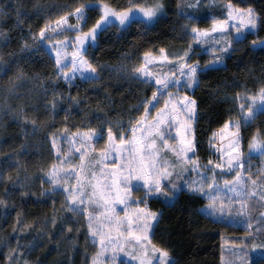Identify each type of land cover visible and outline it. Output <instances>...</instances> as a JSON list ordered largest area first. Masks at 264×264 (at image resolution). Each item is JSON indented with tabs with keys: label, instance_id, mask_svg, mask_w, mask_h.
<instances>
[{
	"label": "trees",
	"instance_id": "obj_1",
	"mask_svg": "<svg viewBox=\"0 0 264 264\" xmlns=\"http://www.w3.org/2000/svg\"><path fill=\"white\" fill-rule=\"evenodd\" d=\"M98 1L0 0L3 9L0 31L5 33L0 37V57L8 64V70L0 73V264H92L94 259L96 264H112L106 259L110 251L102 252L99 236L93 238L88 231V218L68 207L63 190L48 195L40 193L52 188L47 172L53 163L62 164L65 170L74 165L71 171H81V155L86 158L104 146L107 121L112 122L114 132L125 131L131 126L130 120L134 123L143 115V105L134 106L142 98L151 97L156 84L143 77L134 78L133 68L145 66L151 57L166 56L162 60L168 75L179 70L170 65L177 60L187 64L198 62L199 69H203L197 72L198 82L191 95L196 100L197 111L194 152L202 169L210 160L213 166L221 162L220 129L225 120L239 119L237 105L248 102L233 97L237 93L256 94L264 86V46L258 44L264 39V0H213L218 3H212L208 10L189 6L191 0H162L166 3L164 12L152 24L133 23L122 28L113 25L88 44L83 55L96 67L98 79L64 83L61 77H56L55 62L45 44L72 33H60L44 41L32 40V33H39L46 23L52 24L60 16L71 14L80 5ZM105 2L117 9L129 6V0ZM132 3L148 5L153 0H132ZM215 4L252 8L258 16L255 32L244 31L238 41L233 37L227 49L191 51L190 44L197 39L193 27L200 30L210 24ZM84 9L95 17L94 7ZM252 41H256L255 45ZM25 42L29 45L26 49ZM226 50L229 52L223 54ZM145 53L149 54L147 59ZM216 55H221L219 61L210 63ZM18 68L26 76L17 81L21 86L15 92H9V78L15 77ZM53 95L59 97L56 108H45L44 104ZM162 100L163 94L159 93L158 102L149 108V119L163 106ZM117 121L122 124L119 129ZM102 122L105 131L102 137L93 135L85 143L81 136L73 135L89 129L99 132ZM257 130L264 137V111L248 126L240 127L243 142L249 143ZM214 132L216 138L210 140ZM81 147L84 153L79 152ZM248 158L249 175L254 179L264 175L260 171L264 169V155ZM220 172L217 169V182L223 186L229 175L221 176ZM194 178L199 179L196 173L189 172L184 181ZM64 179L74 183L76 178L70 175ZM148 203V206L108 210H92L87 202L84 206L90 214H102L93 218L94 226L97 219L108 224V218L112 217L113 238L116 218H122L120 231L125 235L120 243L124 245L131 238L127 235L128 218L137 221L140 215L137 209L161 213L149 229V239L168 251L172 264H221L226 241L242 235L250 236L251 240L264 238L263 220L258 219L264 210L262 203L256 201L252 202L250 221L236 217L234 211L209 214L205 206L210 201L202 194L188 191L178 192L172 201L154 197ZM98 252L101 255L97 256ZM124 260L127 259L120 252L115 264ZM249 264H264V254L255 255Z\"/></svg>",
	"mask_w": 264,
	"mask_h": 264
},
{
	"label": "snow or ice",
	"instance_id": "obj_2",
	"mask_svg": "<svg viewBox=\"0 0 264 264\" xmlns=\"http://www.w3.org/2000/svg\"><path fill=\"white\" fill-rule=\"evenodd\" d=\"M97 7L100 8L101 14L99 18L96 19L95 23L87 29V31H77L76 37L74 38L75 50L71 53V67H68V61L65 57L68 56L67 51L62 47V41H55L52 51L55 52V66H56V77H63L64 79H69L70 77L79 73L81 79L84 80H96L99 78L96 67L83 55V51L80 46H84L83 50H86L85 40L91 38L95 40L96 35L99 31L103 30L109 24L118 21L120 26H130L133 23L146 24L150 23L154 17L157 16L158 12L163 10V5L156 0L154 4H139L132 3L129 0V6L123 8H115L111 4L106 3L105 0H100L99 4L91 5H80L75 9V15L79 20L81 17L84 18L86 22L87 17L84 15L85 7ZM178 5V10H179ZM231 8V5H229ZM0 15H3V9H0ZM19 12L17 10V16ZM67 13L60 16L56 21V29H61L62 24L67 23ZM181 15H187V13L181 12ZM242 18L240 20L239 28H244L245 25L255 28L257 25V13L252 8L246 10V12L241 14ZM246 16V19L243 18ZM229 17L235 19L232 16V11H229ZM19 23V21H18ZM214 31L216 28H226L228 27V22L225 20L212 21ZM235 26V25H233ZM51 28L50 23H46L43 27L39 29L38 36L36 33H32L33 40L46 35V29ZM77 26H73L69 30H76ZM239 28L237 29L236 39L237 41L241 38L239 33ZM31 31V29H29ZM209 30H198L193 27V35L199 38L201 35H206ZM53 34H59L55 32ZM5 33L0 31V37H3ZM70 39L69 37H64V41ZM42 43V42H41ZM49 41V44H52ZM256 41H252L255 45ZM264 43V41H262ZM26 49L29 47L27 42L23 44ZM160 52L163 53L164 49L161 48ZM148 53L144 54L145 59L148 57ZM184 55H188L187 51ZM160 59L166 60V56H161ZM219 57H216L212 62L215 64L219 61ZM176 65H178L180 76H171L168 81L157 79L155 81L156 90L152 92L151 97H144L141 99L140 103L134 107L139 108L141 105L145 108V112L149 111V106L158 102V92L162 94L163 91H167L173 86H178L183 83L185 87H192L194 82H198L197 72L202 71L199 69L198 62L192 64H187L181 60H177ZM8 70V64L6 61L0 57V73L6 72ZM132 75L134 78H141L142 76L150 77L152 74L144 71V65H140L137 68L132 69ZM26 74L22 69H17L15 77L9 78V92H15V89L21 86L17 81H22ZM46 91V90H45ZM175 93H169V98L165 101V107L163 109L157 110V115L153 118L151 122L147 121V117L137 118L133 123L130 120L131 131L133 136L128 140H125L126 133L124 131L117 130L113 131L112 122L107 121L108 127L106 129L107 142L105 148L100 150L102 156H106L113 148L116 149L117 154L121 152V149L128 151V159L121 164V170L119 173L113 171L111 172V183L107 180L103 184L94 183L93 179L96 177L95 172H84V155L80 157V169L81 171H71L75 168L74 165H69V169L65 170L63 165H57L53 163L47 172L48 182L52 185L49 190H42L40 195H48L49 192H56L63 190L65 193V202L68 207L74 212H81L82 215L88 218L87 228L90 233H92L93 238L99 236L100 247L102 252H109L110 255L106 259L110 260L112 264L115 261L120 252L124 251L125 245L120 243V238L125 235L124 232L120 231V225L123 223V219L116 218L115 226V238H113V227L111 226L112 217L108 218V224H104L103 220L97 219L95 226L93 225V218L100 217L102 214L99 212L89 213L88 209L84 206L85 203H91L96 206L99 201H104V208L108 210L111 207L109 203V198L115 196L113 201L118 200L121 204L125 203L124 197L130 194V189L126 185L132 183L135 178L136 181H143V188L146 195H154L156 198L163 197L165 200H169L176 196L180 191H188L189 194H202L204 195L210 203L205 206L209 214H215L219 212L223 214L224 212L235 213L236 217L242 220L250 221L252 218V208L253 201L257 203H264V175L259 176L254 179L250 172V166H246L245 157L240 149V134L239 129L241 126H248L257 114L264 111V86L260 87L256 94L245 93L241 95L237 93L233 99L236 101L247 100V104L239 103L237 105L239 111V119L229 118L225 120L223 128L234 127L236 130L232 133L231 140L229 142V153L225 162H217L213 166L210 160L207 164L203 165V169H208L209 171H204L197 158L195 157L196 141L194 131L191 127V119L194 116L196 101L190 97H183V104H180L179 108H176V104L179 100L172 101V97ZM58 95H53L52 98L44 104L45 108L51 107L55 109L58 103ZM74 101L75 97L72 98ZM172 104V112L175 115L170 116L165 119V115L168 114V105ZM22 112L23 109H20ZM183 113V114H181ZM27 119V117H24ZM35 124V121H32ZM118 129L122 127L120 121L116 122ZM164 124H168V128L161 131ZM145 129L141 131L140 136H136L135 132L137 128L142 127ZM175 128V136L173 140L175 143L170 144L167 139H164L166 135L169 134L172 128ZM105 134L103 122L100 125V131L97 132L96 129H89L84 133H74V136H81L85 143H87L93 135L102 137ZM118 138V139H117ZM157 138H159L160 143H157ZM216 138V133L214 132L210 140ZM55 141H53V147H55ZM163 148V151L161 150ZM249 155L253 152H259L264 155V137L261 136L260 131L254 132L248 143ZM57 152L60 151L59 148L56 149ZM85 149L81 147L79 149L80 153H84ZM166 153H171L172 158H166ZM187 164L190 167H180L177 165ZM225 168L229 169V174L232 175L231 180H224L223 186L217 182V169L221 170L220 175L223 176V170ZM264 171V169L260 170ZM189 172L196 173L199 179H192L191 181H182L181 183H169L168 179L173 176L180 177L181 174H187ZM70 175H75V182L70 183L68 180L64 179ZM101 176H103V170L101 171ZM167 185L171 191H168L163 184ZM125 185L124 187H121ZM132 186H139L133 184ZM223 193V195L221 194ZM145 197H140L139 200H143ZM140 213L137 221H133L129 216L127 225V235L129 237H134L135 241H147L151 244L149 239V229L154 227V222L158 221L161 213L150 212L147 208L137 209ZM258 219L264 220V212H261ZM53 223H55V218H53ZM107 229L105 231L104 229ZM70 230V229H69ZM250 237H245L243 239H249ZM143 251L136 257L139 260V264H172L169 259V253L166 249L151 244V253L157 254L155 256L149 254L148 245H141ZM255 249V246H254ZM240 251H246V249L241 248ZM101 255L100 252L96 254ZM131 255V253H129ZM239 260L240 257L238 256ZM27 264V262H25ZM92 264H96L95 259ZM122 264H128L127 260L122 261Z\"/></svg>",
	"mask_w": 264,
	"mask_h": 264
},
{
	"label": "rangeland",
	"instance_id": "obj_3",
	"mask_svg": "<svg viewBox=\"0 0 264 264\" xmlns=\"http://www.w3.org/2000/svg\"><path fill=\"white\" fill-rule=\"evenodd\" d=\"M156 2V0H153L154 4ZM159 2L163 5V10L161 12L157 13V16L153 18V20L149 23L152 24L155 19L164 12V8L166 7V3L164 4V2L162 0H159ZM100 1L95 2L94 4H99ZM212 3H218L215 2L213 0H191L188 5L193 7V8H200L202 10H208V8H210L211 5H213ZM229 5L231 4H227L225 6L220 5V4H215V11H214V16L212 17V19L210 20V24L207 27H203L200 30H209L207 32L206 35H201L199 38L196 39L195 42H193L192 44H190V50H194L195 48L197 49H201V50H206V51H213L215 49H227L230 47V44H232V40L233 37H236V33H237V29L239 28L240 25V20L242 18L241 14L246 12L247 9L249 8H237L233 5H231V8H229ZM96 9V13H93L92 16L95 17H91L89 14V11L86 9H84V15L87 17L86 22L84 21V18L81 17L79 20L77 19L76 15H75V11L72 12L71 14L67 15V23L66 24H62L61 25V29H56L55 25H56V21L55 20L52 24H51V28L46 29V35L44 37H40L36 40L38 41H44V38L48 37V38H53L55 37V35L57 34H53L54 31L60 33H66V32H71V35H66V37H69L70 39H68L67 41H64V38L59 39V41H62V47L64 48L65 51H67L68 56L65 57V59L68 61V67H71V53L75 50L74 47V38L76 37L77 31H87V29L89 27H91V25L93 23H95L96 19L99 18V15L101 14V10L100 8L94 7ZM229 11H232V16L235 17V19H232L231 17H229ZM243 18L246 19V16H244ZM216 19V20H225L228 22V27L220 29V28H216L214 31H211V29H213V24L212 21ZM78 28H76V30H69L70 28H72L73 26H77ZM118 26L120 28H122L123 26H120L118 21L112 24H109L107 27H105L103 30H108L111 28V26ZM235 25V26H233ZM256 28V27H255ZM255 28H251L248 25H245L244 28H239V33H240V37L243 36L244 31H249V32H255ZM103 30L99 31L98 34L96 35V37L100 34V32H102ZM38 36V33H37ZM95 37V40H96ZM257 38V37H256ZM31 39L33 40L32 36ZM95 40H92L91 38H88L85 40V45L88 46V44L90 42H94ZM57 41V40H56ZM264 41V39L262 40ZM262 41H259L258 44L259 45H263L264 43H262ZM55 42H53L52 44H49V42H47L45 44V48L46 50L49 52L51 59L53 62H55V52L52 51V48L54 46ZM81 50L84 49V46H80ZM229 51L226 50V52H224L223 54L227 53ZM221 55H216L214 56L216 57H220ZM184 62V60L182 61ZM158 63V65L156 66V64ZM173 67H178V65H176V63H172L170 64ZM164 67H167L166 64L163 63V60L160 59L159 56L156 57H151V59L148 61V63L145 64L144 66V71L147 73L152 74L150 77H146V76H142L144 79H148L151 80L155 83V81L157 79L160 80H165L168 81L171 79V75H168V70ZM175 76H180L181 73L178 70L175 74ZM61 79L63 80L64 83L69 84L70 82H75L76 80H84L81 79L79 76V73H77L76 75L70 77L69 79H64L63 77H61ZM196 85V82L193 83L192 87H185L183 83H180L178 86H173L171 88H169L167 91H163V106L160 109H163L165 107V101L169 98V93H175L176 95L172 97V101H176L177 99L179 100V103L176 104V108H179L180 104H183V97L187 96L193 99V97L191 96L193 91H194V86ZM159 94V92H158ZM161 94V93H160ZM196 101V100H195ZM156 103H154L155 105ZM153 105H150V107H152ZM172 107L173 105L170 103L168 105V114L165 115V119H168L170 116L175 115V113L172 112ZM183 114V113H181ZM157 115V112H156ZM155 115V116H156ZM144 116L147 117V121L151 122L153 120L148 118V112L146 113L145 111L143 112V115L140 118H143ZM197 117V111H196V104H195V111H194V116L191 119V127L192 130L194 131V121ZM168 128V124H164L161 128V131L165 130ZM145 129L142 127L137 128L135 135L136 136H140L141 131H144ZM235 128L234 127H229V128H221L220 129V147H221V162H225L226 163V159L229 153V142L231 140V136L232 133L235 132ZM126 133L125 135V140H128L130 137L133 136V133L131 131V126H129L125 131ZM239 134H240V149L244 154L245 157V164L247 163V161L249 160L248 156L250 157L251 155H260L259 152H253L251 155H249V148H248V143H244L242 140V134L241 131L239 129ZM175 136V128L173 127L171 129V131L169 132L168 135H166L164 137V139H167L169 141L170 144L175 143L176 141L173 140V137ZM118 139V138H117ZM106 142H107V135H106ZM106 142L104 143L103 147L97 148L93 153H91L90 155H88L85 160H84V170L82 172V174H84V172H95L97 175L96 177L93 179L94 183H100L103 184L105 182V180H107L108 183H111V172L115 171L117 173L120 172L121 170V164L124 163L125 160L128 159V151H125L123 149H121V152L119 154H117L116 149L113 148L106 156H102L100 153V150L105 148L106 146ZM157 143L159 144V138H157ZM161 150L163 151V148L161 147ZM166 158L171 159L172 158V154L171 153H166ZM180 167H190L187 164L184 165H177V168L179 169ZM103 170V176H101V171ZM223 172L228 176L227 180H231L232 179V175H234V173L229 174V169L225 168L223 170ZM184 177L185 174H181L180 177H171L169 178H165L169 180V183L175 182V183H181L182 181H184ZM133 184L139 185V186H132ZM163 184V182H162ZM143 181H136L135 178L133 179L132 183L129 185H126L127 187H129L130 189V194L126 197H124L125 199V203L121 204L118 200L113 201V198L115 196V192H113V196L109 198V203L111 204V207L109 209H124L127 207H130L131 205L134 206H141V204H145V206H148V201L151 198H154V195H146L145 190L143 188ZM125 185H122L121 187H124ZM163 186L168 190L171 191L170 188H167L166 184H163ZM140 197H145V199L143 200H139V203H137L136 201L140 198ZM162 199H164L163 197H161ZM173 198H170L169 201H172ZM88 205H90V208L92 210H106L104 208V201H99V203L96 206H93L91 203H88ZM263 206V210H264V203H262ZM264 212V211H263ZM254 224V222H253ZM263 228H264V220H263ZM256 232H258L259 230V226L256 225L255 227ZM245 237H250L247 235H242V236H235L233 237V240L230 241H226L224 243L223 246V257L221 259V264H249V261L251 258H253L255 255L257 254H264V238H258L255 237L253 240L251 239H243ZM147 244L148 245V249H149V254L150 255H157V254H153L151 253L150 249H151V244H153L151 242V244H148L147 241H135L134 237L129 238V240L126 242L125 244V248L124 251L122 252L123 257H125L130 264H139V260L136 259V257L141 253V251H143L141 245ZM255 246V249H254ZM241 248L246 249V251H240ZM129 253H131V255H129ZM240 257V259L238 260L237 257ZM169 259L171 260V257H169Z\"/></svg>",
	"mask_w": 264,
	"mask_h": 264
}]
</instances>
